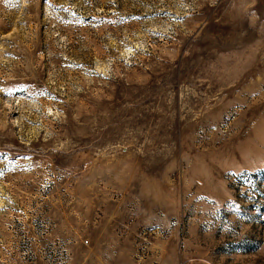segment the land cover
Instances as JSON below:
<instances>
[{"label": "rangeland", "instance_id": "374dc122", "mask_svg": "<svg viewBox=\"0 0 264 264\" xmlns=\"http://www.w3.org/2000/svg\"><path fill=\"white\" fill-rule=\"evenodd\" d=\"M264 0H0V264H264Z\"/></svg>", "mask_w": 264, "mask_h": 264}, {"label": "trees", "instance_id": "16d2710c", "mask_svg": "<svg viewBox=\"0 0 264 264\" xmlns=\"http://www.w3.org/2000/svg\"><path fill=\"white\" fill-rule=\"evenodd\" d=\"M264 172V169H260L258 171H256L255 173H251L252 175H255V174H261Z\"/></svg>", "mask_w": 264, "mask_h": 264}]
</instances>
